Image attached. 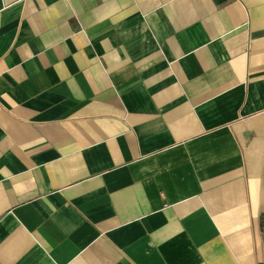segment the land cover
I'll use <instances>...</instances> for the list:
<instances>
[{
  "label": "crops",
  "instance_id": "obj_1",
  "mask_svg": "<svg viewBox=\"0 0 264 264\" xmlns=\"http://www.w3.org/2000/svg\"><path fill=\"white\" fill-rule=\"evenodd\" d=\"M0 264H264V0H0Z\"/></svg>",
  "mask_w": 264,
  "mask_h": 264
}]
</instances>
